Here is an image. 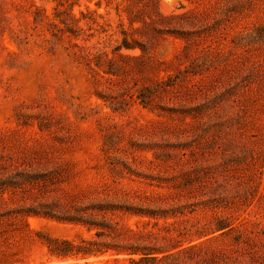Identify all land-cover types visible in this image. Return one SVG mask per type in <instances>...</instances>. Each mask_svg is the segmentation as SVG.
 I'll use <instances>...</instances> for the list:
<instances>
[{"label":"rangeland","instance_id":"rangeland-1","mask_svg":"<svg viewBox=\"0 0 264 264\" xmlns=\"http://www.w3.org/2000/svg\"><path fill=\"white\" fill-rule=\"evenodd\" d=\"M143 252L264 264V0H0V255Z\"/></svg>","mask_w":264,"mask_h":264},{"label":"trees","instance_id":"trees-1","mask_svg":"<svg viewBox=\"0 0 264 264\" xmlns=\"http://www.w3.org/2000/svg\"><path fill=\"white\" fill-rule=\"evenodd\" d=\"M51 252L58 258L67 259V258H78L86 257L93 254L99 253L101 250H96L95 252L89 250L86 245L75 244L69 240H59L52 239L47 243ZM105 252V251H103ZM7 254V253H3ZM175 254H165L163 257L154 255L153 252H143L139 260H135L137 264H158L160 260H165V264H176L174 260ZM0 264H27L22 261L20 258H13L7 255H0Z\"/></svg>","mask_w":264,"mask_h":264}]
</instances>
